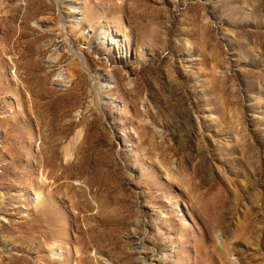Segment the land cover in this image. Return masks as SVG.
I'll return each instance as SVG.
<instances>
[{"label": "rangeland", "instance_id": "obj_1", "mask_svg": "<svg viewBox=\"0 0 264 264\" xmlns=\"http://www.w3.org/2000/svg\"><path fill=\"white\" fill-rule=\"evenodd\" d=\"M123 1V13L119 0L11 3L51 8L57 19L47 11L23 27L25 40L50 34L34 46L32 69L18 54L0 57V258L264 264V0ZM73 70L80 85L70 92ZM34 72L50 93L35 98L37 115L28 110ZM42 153L66 183L55 204L67 217L59 227L70 229L50 243L32 229L46 224L47 210H34L52 181ZM99 184L105 196L110 185L122 224L113 243L85 248L68 206L85 191L93 210L79 223L93 225L85 217L102 200L90 196Z\"/></svg>", "mask_w": 264, "mask_h": 264}, {"label": "bare ground", "instance_id": "obj_2", "mask_svg": "<svg viewBox=\"0 0 264 264\" xmlns=\"http://www.w3.org/2000/svg\"><path fill=\"white\" fill-rule=\"evenodd\" d=\"M7 2H2L0 0V17L3 19L0 22V57L2 54H18V59H25L28 60V71L31 63V58L33 56V53L35 52L34 46H36V43L40 42L41 40L47 38L50 36V34L47 33H42L38 37H35L33 39L25 40L28 38L30 35L28 32H25L23 30V27L27 25L28 21L32 18H37L38 16H44L46 15L47 11L51 14V17H49L48 20H51L52 18L55 20L57 19L52 12L53 10L51 8L49 9H43L40 6L37 8L34 6V4L28 3L24 7V11L22 10L23 7L18 6V7H12L11 3L15 0H6ZM105 1V0H104ZM110 2L114 0H108ZM120 2L117 3L116 9L120 12L123 13L124 9H126L127 2L123 0H119ZM36 3V2H35ZM7 9L8 16L4 17V15L1 14V10ZM4 11V10H3ZM4 17V18H3ZM45 20V19H44ZM19 25V27H18ZM49 30V29H48ZM50 31V30H49ZM71 43V42H70ZM52 44V41L48 42L46 46H54ZM41 52H43L41 50ZM63 57V54H59L56 56L54 59V64H52L51 67L56 66L59 64L60 59ZM19 63V62H18ZM18 63L15 62V67H19ZM38 69L40 70V66H37ZM33 68V65L31 66V69ZM36 72L32 73L30 75L31 77V83L27 87L30 91H32V95H34V98L31 97L28 106V110L31 113H35L36 115L40 112V109L43 107L41 106L36 100V97H44L50 93L43 91L40 81H39V76L35 75ZM29 75V73H28ZM28 75L26 80L28 81ZM48 75L46 74V77ZM77 77L76 71H70L69 72V82L72 83V88L70 89V92L74 91L77 89L80 85L79 81H75L74 78ZM30 79V78H29ZM37 79V81L35 80ZM25 81V80H24ZM23 81V82H24ZM26 81V83H27ZM35 87V88H33ZM33 88V89H32ZM19 90V89H18ZM2 89H0V94L2 93ZM57 102L61 100L60 98L56 99ZM22 103L24 102L23 100L21 101ZM71 104V103H70ZM70 110V108H69ZM65 114H61L59 117L63 118L68 115V112ZM2 121H5L2 120ZM73 125L72 122H69L67 125H64L61 131L62 134L66 133L67 131L70 130L71 126ZM67 135V134H66ZM78 140V137H77ZM76 142V141H75ZM70 156V153H66V156ZM42 162L41 165L47 166L50 168V171L47 172V176L51 178L50 183H43L42 187H44L45 190L47 188H50L44 197L40 200V207L41 209H35V216H38V212L42 210H47V213H43V216H45L46 224L42 225H34L32 229H36V232L38 233V237L43 238L45 243H50L51 241L54 242L56 239H60L61 235L59 231L64 230L65 232L69 231L70 228L64 224V226L59 227V216H62L65 218V214L63 213V210L59 207L56 206L55 200L58 199V196L62 195L63 188L66 185V183H58L60 179L64 177L63 174L56 175L54 173V169H56V166L54 164V161L52 158L49 157L47 153H42ZM81 161V158H80ZM82 165H85L83 161H81ZM44 169V168H43ZM67 169V168H65ZM46 170V169H44ZM93 185L92 187H94ZM89 191L91 192V187H89ZM103 187L99 184L97 185V190L92 191L90 196L92 200H97L102 199L101 201L97 202L96 205V211L94 214H91L90 216H86L85 219L88 221V225H93L89 226L85 230H82L81 225L79 223L80 221V215L82 213H88L93 210V207L90 203L89 197L85 196V191L80 193V196H77V207H74V203L72 205H69L68 207L70 209H76L77 212L72 215V227H74V231L77 233L76 237V243H81L85 248L87 247V243H92L93 241L98 240V238L104 239L108 244L113 243L114 237L116 235V232L120 230L121 227V220L115 219V216L112 215V210H110V203H111V191H110V185H106V196L102 194ZM54 208V209H53ZM50 210V211H49ZM70 211V210H68ZM52 212L54 213V219L52 218V214L48 213ZM42 213V212H41ZM115 214V213H114ZM61 217V218H62ZM67 218V217H66ZM67 223V221H65ZM64 223V222H63ZM20 227L23 226V224H19ZM45 228V230H43ZM57 231L59 233H57ZM29 233L33 234L32 231ZM62 234V233H61ZM37 239V238H36ZM44 243V244H45ZM62 249V253L65 254L66 249L65 247H60ZM42 251L44 252L45 249L44 247L41 248ZM65 257V256H64ZM63 257V258H64ZM62 258V260H64ZM26 260V257L21 255H13L11 254L9 258L7 259L9 263H6L5 260L6 258H0V264H17L20 263L23 260ZM66 259V258H65ZM52 262V261H51ZM79 264H82L81 260L79 259Z\"/></svg>", "mask_w": 264, "mask_h": 264}]
</instances>
